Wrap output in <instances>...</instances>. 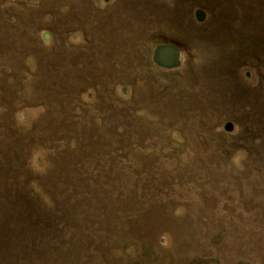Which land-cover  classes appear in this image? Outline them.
Instances as JSON below:
<instances>
[{
  "label": "rangeland",
  "instance_id": "1",
  "mask_svg": "<svg viewBox=\"0 0 264 264\" xmlns=\"http://www.w3.org/2000/svg\"><path fill=\"white\" fill-rule=\"evenodd\" d=\"M0 264H264V0H0Z\"/></svg>",
  "mask_w": 264,
  "mask_h": 264
},
{
  "label": "water",
  "instance_id": "2",
  "mask_svg": "<svg viewBox=\"0 0 264 264\" xmlns=\"http://www.w3.org/2000/svg\"><path fill=\"white\" fill-rule=\"evenodd\" d=\"M152 61L160 68L173 69L179 66L180 52L172 45H159L154 49Z\"/></svg>",
  "mask_w": 264,
  "mask_h": 264
}]
</instances>
